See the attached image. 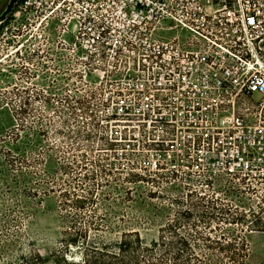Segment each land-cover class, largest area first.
Masks as SVG:
<instances>
[{"label":"rangeland","instance_id":"1","mask_svg":"<svg viewBox=\"0 0 264 264\" xmlns=\"http://www.w3.org/2000/svg\"><path fill=\"white\" fill-rule=\"evenodd\" d=\"M16 1L0 0V21ZM6 27L7 23L0 24V139L7 141L9 133L15 131L20 152H37L45 144L56 146L61 139L59 131L70 118V108L80 122L92 121L83 114L79 104L82 102L100 126L107 124L102 117L117 114L119 120L109 123L111 129L117 131L118 137L122 132L140 141L136 156L127 162L151 172L156 171V164L179 172H196L201 168L212 176L208 194L245 209L264 201V163L238 168L232 164L229 149L223 153L226 145L223 148L217 140L206 144L204 126L194 128L176 120L170 102L159 106L139 102L135 89L141 78L127 62L105 56L85 59L83 52L74 47V35L64 32L53 20H38L18 34L14 27ZM251 105L250 99L239 101L241 111ZM22 124L26 127L21 128ZM41 132L45 134V144ZM153 136L157 140L155 149L142 148ZM198 141H203L199 147ZM5 145L12 150L16 148L8 142ZM62 150L66 151L67 147ZM218 152L223 155L217 156ZM121 153L124 151L120 149L118 154ZM211 159L216 162H210ZM45 170L50 169L45 166ZM158 182L154 186L122 180L112 184L111 198L101 202L99 211L111 223L106 236L113 238L118 232L131 229L139 232L145 241L157 236L159 227L173 214L172 198L187 192L179 181L159 179ZM153 192L156 194L152 196ZM23 202L20 242L7 256L11 258L22 250H35L48 256L58 246L62 231L56 196ZM246 236L253 263L264 264V232L255 231ZM72 257L79 258L80 251H72L68 258Z\"/></svg>","mask_w":264,"mask_h":264},{"label":"built area","instance_id":"2","mask_svg":"<svg viewBox=\"0 0 264 264\" xmlns=\"http://www.w3.org/2000/svg\"><path fill=\"white\" fill-rule=\"evenodd\" d=\"M47 19L85 59L127 62L139 102H170L234 166L264 163V0H17L0 24L18 34ZM242 98L252 101L243 111Z\"/></svg>","mask_w":264,"mask_h":264},{"label":"trees","instance_id":"3","mask_svg":"<svg viewBox=\"0 0 264 264\" xmlns=\"http://www.w3.org/2000/svg\"><path fill=\"white\" fill-rule=\"evenodd\" d=\"M79 104L92 121L80 122L70 108L56 146L45 144L43 132L45 145L37 152H20L15 131L7 141L0 139V264H254L246 234L264 232V201L245 209L208 194L212 176L201 168L179 172L156 164L151 172L127 162L136 156L140 141L122 132L118 137L111 129L109 123L120 116H104L107 124L100 126L91 110ZM150 141L142 148L155 149V136ZM120 149L124 153L118 154ZM159 179L179 181L187 192L172 198L173 214L157 236L145 241L133 229L106 236L111 223L99 211L101 202L111 198L112 184L122 180L154 186ZM51 195L56 196L62 222L58 246L45 257L35 250L8 257L20 242L23 200L34 202ZM77 250L79 258H68Z\"/></svg>","mask_w":264,"mask_h":264}]
</instances>
